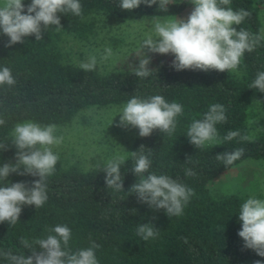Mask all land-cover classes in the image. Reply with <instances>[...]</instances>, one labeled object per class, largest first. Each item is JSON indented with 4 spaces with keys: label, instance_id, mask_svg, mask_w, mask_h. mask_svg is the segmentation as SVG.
Here are the masks:
<instances>
[{
    "label": "trees",
    "instance_id": "16d2710c",
    "mask_svg": "<svg viewBox=\"0 0 264 264\" xmlns=\"http://www.w3.org/2000/svg\"><path fill=\"white\" fill-rule=\"evenodd\" d=\"M30 2L24 0L25 5ZM119 2L80 0L82 17L58 13L62 29L49 26L40 41L29 36L24 43L5 47L8 37L0 33V69L9 67L17 80L13 87L0 86V118L6 121L0 126V143L7 145V150H0V166L15 162L17 150L11 143L15 124L31 120L41 125H64L86 107L124 104L132 96L147 99L162 95L169 103L181 104L184 114L177 118L176 132L169 137L154 130L151 136L140 137L135 128L122 156L127 161L120 168L124 178L121 192L108 189L104 182L102 170L110 159L93 161L90 166H82L77 160L63 164L59 159L54 175L47 179V202L38 209L24 206L15 226L0 223V251L28 257L31 253L20 243L21 238L30 242L46 238L54 234L48 232L49 228L62 224L72 231V251L89 247L91 241L101 245L96 250L99 264H254L256 260L264 264V257L244 249L238 236L239 210L249 197L239 192L213 197L207 188L215 175L243 159H264V93L248 88L257 73L264 71V41L245 54L235 71L223 73L175 71L170 67L173 59L148 65L153 72L147 78L134 75L136 66L81 70L80 63L65 50L69 40L85 39L106 22L159 15L174 18L190 4L189 0H171L168 11L162 12L157 5L143 4L122 10ZM229 6L251 13L241 25L234 26L237 30L244 28L262 35L258 9L264 15V0H231ZM214 103L224 105L228 117L227 123L216 125L220 139L229 131H239L249 140L237 137L204 150L189 143L186 132L191 122L202 119ZM141 145L145 152L152 149L151 172L169 175L194 189L195 196L182 216L168 217L163 209L153 211L139 203L134 193L129 194V188L139 180L131 170L134 161L129 152ZM241 147L244 155L231 166L225 167L215 158ZM189 157L190 163L186 162ZM186 168L197 176H185ZM35 179L38 177L13 173L7 182L30 183ZM149 222L160 234L154 240L142 241L136 228ZM0 264L9 262L0 256Z\"/></svg>",
    "mask_w": 264,
    "mask_h": 264
},
{
    "label": "clouds",
    "instance_id": "9594fccd",
    "mask_svg": "<svg viewBox=\"0 0 264 264\" xmlns=\"http://www.w3.org/2000/svg\"><path fill=\"white\" fill-rule=\"evenodd\" d=\"M189 3L194 7L186 18L175 17L165 23L157 22L154 25L155 36L142 40L140 49L143 57L139 58L138 66L133 68L136 77L147 78L152 74L153 69L148 67L151 62L148 53L172 55L174 59L170 67L175 71H235L245 54L254 51L264 41V35L234 27L241 25L251 13L244 9L233 10L229 6L231 0H189ZM141 4L148 7L157 5L160 11L167 12L168 6L173 3L171 0H120L119 7L130 11ZM58 13L82 17L80 0H31L27 5L24 0H0V33L8 37L4 46L24 43L29 36L40 41L49 26L62 29ZM104 52L101 59L107 60L112 56L111 48H106ZM96 66L95 55L89 56L87 62L79 65L85 72L94 71ZM16 83L9 67L0 69V86L13 87ZM248 88L264 93V71L257 73ZM183 114L181 104L169 103L162 95L147 99L132 96L119 113L117 126L136 128L140 137H149L154 130L171 137L177 129V118ZM227 120L225 106L212 104L202 119H194L188 127L186 136L189 143L204 150L209 145H222L237 137L241 141L249 140V137L241 136L239 131H229L220 139L216 125L227 123ZM5 123V119L0 118V126ZM57 131L54 123L41 125L28 120L15 124L11 141L17 150L15 162L0 166V182H5L0 186V223L7 222L15 226L24 206L38 209L47 202V179L54 175L59 160L53 147L63 142V136L56 135ZM0 150H7L6 143H0ZM244 151L242 147L236 148L231 152L217 154L215 158L228 167L241 159ZM129 153L134 161L131 170L139 178L129 188V194L134 193L139 203L146 204L153 211L163 209L168 217L182 216L185 207L195 196L194 189L169 175L151 172L152 149L145 152V147L141 145L137 151ZM126 161L125 157L117 156L107 162L102 171L108 189L123 191L124 178L120 168ZM186 162H191L190 157ZM13 173L38 179L30 183H8L7 178ZM185 176L196 177L197 173L186 168ZM239 221L241 227L238 236L243 241V248L264 257V200L248 198L240 207ZM48 232L54 234L31 242L21 238L20 243L31 253L28 257L11 251H0V256L9 264H99L96 250L101 247L100 244L91 241L89 247L72 251L69 247L72 231L68 226L56 225L49 228ZM136 234L142 241H150L158 238L160 230L149 222L139 224ZM254 264H262V261L256 260Z\"/></svg>",
    "mask_w": 264,
    "mask_h": 264
},
{
    "label": "rangeland",
    "instance_id": "374dc122",
    "mask_svg": "<svg viewBox=\"0 0 264 264\" xmlns=\"http://www.w3.org/2000/svg\"><path fill=\"white\" fill-rule=\"evenodd\" d=\"M190 3L175 17L186 18L193 9ZM258 9L260 32L264 35V15ZM175 17L152 16L136 21H120L104 23L97 32L87 38L69 40L65 50L68 56L77 63L87 62L89 56L97 58V70H110L138 66L143 57L140 44L148 36H155L154 25L165 23ZM111 48L112 56L101 59L104 50ZM146 51V50H145ZM151 57L149 65L174 59L172 55L148 53ZM126 105L90 106L74 115L70 122L57 125L56 135L63 136V142L53 147L60 161L69 163L77 160L82 166H90L93 161H108L123 156L128 148L129 140L135 128L118 127L119 113ZM213 197L228 192L245 193L249 198L264 200V159L245 158L228 169L220 171L207 183Z\"/></svg>",
    "mask_w": 264,
    "mask_h": 264
}]
</instances>
